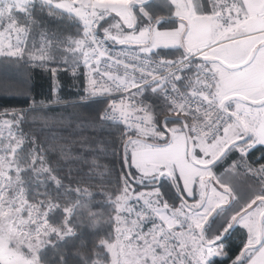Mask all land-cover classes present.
<instances>
[{"label": "snow or ice", "instance_id": "obj_1", "mask_svg": "<svg viewBox=\"0 0 264 264\" xmlns=\"http://www.w3.org/2000/svg\"><path fill=\"white\" fill-rule=\"evenodd\" d=\"M37 4L76 33L49 36ZM159 7L166 14L152 0H0V60L70 74L82 99L101 98L91 126L118 140L73 154L24 130L41 104L0 110V264H49L47 246L70 264L56 241L83 224L109 231L91 254L77 251L82 264H264V163L249 159L264 146V0ZM109 150L119 172L99 162ZM60 161L76 163L61 176ZM93 186L108 211L94 210ZM233 229L246 233L234 258Z\"/></svg>", "mask_w": 264, "mask_h": 264}, {"label": "trees", "instance_id": "obj_2", "mask_svg": "<svg viewBox=\"0 0 264 264\" xmlns=\"http://www.w3.org/2000/svg\"><path fill=\"white\" fill-rule=\"evenodd\" d=\"M159 2L160 0H152L153 10L159 14H166L161 11ZM38 8L39 5L37 4L34 10L36 18L40 21V28L45 30L49 36L52 33L67 34L69 31L72 34L76 33V26H72L69 29L66 27L69 22L60 18L49 17L46 11L41 13ZM38 31L36 35L37 41H39ZM57 80L59 81L58 87ZM85 95L80 82L73 80L70 74H65L63 71H61L58 78L54 79L48 72L38 68H31L24 61L13 63L0 60V110L26 109L33 104V101L41 104L40 110L32 114V116L37 118L33 120L30 116L23 125L24 130L28 131L30 128L38 129L37 135L41 141H58L66 145L73 154H83L91 158L94 153L86 151V146L95 147L98 142L104 141L107 143L111 141L109 148L118 147V140L116 139L117 133L110 126L105 128L91 126L90 122L98 118L103 105L96 102V99L101 98L84 100L82 97ZM57 97H59V103L54 102ZM144 99L151 102L157 110L162 103L161 99L153 96L151 92H146ZM249 159L264 163V146H257L256 149L252 150ZM58 160V154H49L50 162ZM99 162L109 167H114L117 172L120 170L121 162L119 156H113L111 150L106 156H102ZM70 163L76 162L68 161L64 163L60 161L61 176L65 174ZM87 170L88 166H83L80 174ZM65 183H68V181L65 180ZM72 183L75 186V182L73 181ZM95 183L93 182V184ZM81 186L87 187L88 183L86 182ZM38 187V185H30L29 195L31 196ZM48 187L52 189L53 185L49 183ZM89 190L95 194L94 210L108 211L102 190L97 186H93ZM108 231L107 226L101 230L98 228L93 229L87 224H83L77 225L74 237L65 238L63 241H56L55 237H52V239L56 241L59 248L63 249L65 258L70 261V264H82L81 255L87 256L91 254L94 251V245L99 243L100 238L107 237ZM245 236L246 233L243 230L233 229L225 238L229 255L233 256V258L242 247L241 240ZM77 251L81 255H76ZM42 256L49 261V264H57L59 260V255L51 246L42 249ZM92 258L95 259V256L93 255ZM214 259L219 260V258ZM222 264H231V262L224 260Z\"/></svg>", "mask_w": 264, "mask_h": 264}, {"label": "built area", "instance_id": "obj_3", "mask_svg": "<svg viewBox=\"0 0 264 264\" xmlns=\"http://www.w3.org/2000/svg\"><path fill=\"white\" fill-rule=\"evenodd\" d=\"M109 47H112L110 44H109ZM117 47H119V46H117ZM113 51H115V49H113ZM147 92H150V91H147ZM146 94V93H145Z\"/></svg>", "mask_w": 264, "mask_h": 264}, {"label": "rangeland", "instance_id": "obj_4", "mask_svg": "<svg viewBox=\"0 0 264 264\" xmlns=\"http://www.w3.org/2000/svg\"><path fill=\"white\" fill-rule=\"evenodd\" d=\"M31 43V42H30ZM54 237V236H53Z\"/></svg>", "mask_w": 264, "mask_h": 264}]
</instances>
